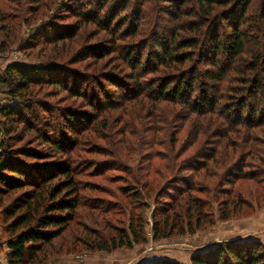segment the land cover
Listing matches in <instances>:
<instances>
[{
  "label": "rangeland",
  "instance_id": "374dc122",
  "mask_svg": "<svg viewBox=\"0 0 264 264\" xmlns=\"http://www.w3.org/2000/svg\"><path fill=\"white\" fill-rule=\"evenodd\" d=\"M123 3L125 10L109 28H103L83 18L78 0H0V75L9 64L22 62L47 65L54 70L64 65L88 76L78 85L79 90L88 89L89 99L83 98L85 93L72 89L73 80L68 74L62 78L70 87L62 83L35 84L31 92L24 94L29 99L10 98L6 85L0 82L1 104H32L36 100L47 103L48 111L39 109L37 113L48 116L55 123L56 132L52 126L49 130L40 124V128H45L46 134L54 131L59 137H66L62 143L69 151L66 154L53 150L35 134V126L27 125L16 127L8 148L16 150L30 165L70 162L81 171L77 180L83 188L82 199L74 220L30 264H152L165 259L193 264V254L216 243L264 242V123L253 128L255 121L247 127L238 122L242 109L234 102L235 97L229 96L242 83L229 78L211 88L212 81L201 83L197 76L194 105L202 102L199 87H206L207 97L216 102L215 113L203 114V110L194 111L189 102L162 98L159 90L164 76L178 75V71H186L190 66L199 67L197 74L202 75L212 66L204 65L202 57L195 55L194 60L178 70L162 66L161 71L146 74L138 68L140 76L136 78L127 65L128 57L131 52L137 56L143 51V61L149 63L152 57L157 62L154 46L159 35L164 34L168 40L174 34L180 39L192 37L189 25L200 18L183 17L178 21L186 26L179 30L174 28L177 17L168 14L176 7L164 0ZM133 7L141 15L130 26ZM52 30L65 31L64 38L55 40ZM204 42L205 39L202 46ZM158 50L162 52V48ZM188 75L190 79L191 74ZM151 85L155 93L144 90ZM248 94L237 93L236 97H249L248 105L254 108L264 106L263 93ZM89 101L95 102L96 108H91ZM69 112L75 114L78 129L64 133L57 126L58 118L65 122L64 115ZM90 122V128L86 127ZM4 139L0 129V151ZM209 151L216 155L207 168L200 172L186 169ZM33 153L38 157L27 156ZM241 170L248 171L247 175L242 179L233 177L231 184L232 174ZM183 177L193 180L201 192H186L170 216L185 219L188 201L199 197L206 200V211L214 224L204 223L195 234H178L174 224L175 234L154 240L153 213L159 212L158 217L162 218V207L168 201L166 192L173 191L174 184ZM180 185L185 186L184 180ZM22 187L0 193V264H9L6 240L12 232V219L5 209L30 189ZM134 190L141 191V197H134ZM135 199H142V203ZM225 208L231 210L228 220L221 219ZM138 215L144 219L146 241L111 252L91 249L101 235H114L117 228L126 227L132 216L137 219Z\"/></svg>",
  "mask_w": 264,
  "mask_h": 264
},
{
  "label": "trees",
  "instance_id": "16d2710c",
  "mask_svg": "<svg viewBox=\"0 0 264 264\" xmlns=\"http://www.w3.org/2000/svg\"><path fill=\"white\" fill-rule=\"evenodd\" d=\"M78 1L82 7V10H80L83 18L85 20L90 19L103 28H109L111 22L126 8L125 3H123L124 0ZM164 1L176 7L175 11L168 13L171 18L174 15L178 21L186 16L198 15L197 17L200 20L191 21L193 25H189L188 30L193 33L192 37L180 39L178 34H174L171 40H168L164 34L159 35V39H156V45L154 46L157 49L155 54L157 62L152 61V57L149 58V63L143 61L144 57L141 58L144 54L143 51L140 54L138 53L137 56H135V52H131L127 65L132 68V75L136 78L140 76V73L137 72L138 68H141L143 72H147L146 74L157 73L161 71L162 66L168 70H178L187 66L189 61L194 60L195 55H200L201 60L205 61L204 65H211L212 67L206 68L202 75L197 74L199 67L191 68L190 66L186 71H178V75L172 73L164 76V82L159 90L161 97L165 99L176 98L185 103L189 102V106H193L194 111L196 109L198 111L203 110V114L215 113L214 106H216V102L207 97L206 87H199L200 93H202V102L196 104V106L194 105L197 100L193 99L192 95L194 92L196 93L195 82L198 79L197 76L201 79V83L204 80L212 81L211 88L218 86L229 78H234V80L242 83V85H239L240 87L235 89V93H229V98L235 97L234 102H237L242 109L237 117L238 122L244 124L245 127L250 124V121H255L253 128L263 126L264 106L254 108L253 105H248L249 97L240 98L236 96L237 93L264 94V0ZM220 7L221 9H219ZM137 9V7H133L130 10V26H133L132 21L137 20L141 15L140 10ZM142 17L144 18V16ZM183 26L186 25H182V22L178 21L174 28L180 30L183 29ZM121 28L120 25L118 30ZM254 30L255 34L252 35ZM52 32L54 34L51 37L55 40L60 41L64 38L63 33L65 31L55 32L52 30ZM50 34H47V36ZM203 39H205V42L202 46ZM113 48L116 49V47ZM161 48L162 52L158 50ZM46 66L30 65L22 62L11 63L0 75V82L6 85L8 96L14 99L15 97L27 95L26 92H31V86L35 84L61 85L62 83L63 86L70 87L64 81L65 78H62L65 74L71 76L73 80L72 89L78 91V84L83 83L88 77L84 73L74 71L64 65L57 70ZM53 73H57L58 76L52 75ZM188 74H191L190 79H188ZM148 87L144 90L155 93L153 85ZM79 92L85 93L84 99L90 98L88 89H85V92L80 89ZM27 98L24 97V99ZM237 98L239 99L236 100ZM30 102L32 103V100ZM22 105L13 102L0 103V129L5 136L0 151V193L3 190L5 193H11L22 186L30 188L16 202L5 209V213L12 219L9 224V229H12V232L6 240L9 249V264H30L45 246L52 244L64 228L74 220L76 211L81 206L82 197L80 192L83 189L81 182L77 180V175L81 171L73 163L30 165L31 163L29 164L21 159L16 150L8 148L12 135L17 130L16 127L27 125L31 128L35 126L32 130L53 150L66 154L69 151V148L62 143L67 138L61 133L60 137L56 135V125L55 128L53 127L55 123L48 116L44 118L41 117L40 113H37V110L40 111L39 109L44 112L48 111L47 103L36 100L32 104ZM35 105L36 109L34 108ZM88 105L91 108H96L97 104L90 102ZM64 116H66L65 122H63V118H58V122H60L57 126L61 127V131L67 133L76 129L75 114L69 112ZM40 124L45 125V128L49 130L52 126L55 132L47 131L50 135L46 134V132H43L45 128L42 130ZM64 125L65 130H62ZM90 125L91 122L86 127L90 128ZM6 138H8L7 141ZM215 155L210 151L204 155L201 154L186 169L200 172L209 166V162L215 158ZM27 156L38 157L35 153L33 155L27 154ZM247 173L248 171L243 172L242 170L239 174L233 173L230 183L233 184V177L242 179ZM183 180L185 186L180 185ZM178 182L172 187L173 191L166 192L165 198L168 201H165L166 205L162 207V218L158 217L159 212L153 213L152 230L154 240H160L175 234L172 231L173 228H176L174 224L178 226V234H195L197 230L203 227L204 223L214 224V220L208 217L206 200L199 197L188 201L190 205L187 207V217L185 219L183 217L175 219L170 216V213L177 209L178 200L185 194L192 190L201 192L193 180L183 177ZM132 194L134 197H141V191L139 190L132 191ZM135 200L142 203V199ZM230 215L231 210L225 208L221 212V219L228 220ZM144 241H146L144 219L138 215L137 219L132 216L126 227L117 228L114 235H101L98 242L91 249L111 252L123 247L132 248L135 244ZM191 262L193 264H264V242L223 241L193 254ZM152 264H180V262L165 259L155 261Z\"/></svg>",
  "mask_w": 264,
  "mask_h": 264
},
{
  "label": "crops",
  "instance_id": "0c3cea01",
  "mask_svg": "<svg viewBox=\"0 0 264 264\" xmlns=\"http://www.w3.org/2000/svg\"><path fill=\"white\" fill-rule=\"evenodd\" d=\"M175 259V258H174Z\"/></svg>",
  "mask_w": 264,
  "mask_h": 264
}]
</instances>
